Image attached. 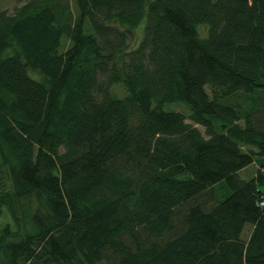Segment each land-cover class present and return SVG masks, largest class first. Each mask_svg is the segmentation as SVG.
I'll list each match as a JSON object with an SVG mask.
<instances>
[{
  "label": "trees",
  "instance_id": "1",
  "mask_svg": "<svg viewBox=\"0 0 264 264\" xmlns=\"http://www.w3.org/2000/svg\"><path fill=\"white\" fill-rule=\"evenodd\" d=\"M1 165L0 264H264V0L0 10Z\"/></svg>",
  "mask_w": 264,
  "mask_h": 264
},
{
  "label": "rangeland",
  "instance_id": "2",
  "mask_svg": "<svg viewBox=\"0 0 264 264\" xmlns=\"http://www.w3.org/2000/svg\"><path fill=\"white\" fill-rule=\"evenodd\" d=\"M24 0H0V10H7L8 13L12 12L14 10V7L17 5H20L21 3H23ZM144 19H142L141 21H139L138 25L136 26V28L133 30L132 37H131V41L129 43L132 44L134 42H136V40L139 38L140 36V31L142 30V25ZM138 41V40H137ZM66 46V41H63L62 45L60 46V48ZM112 87V91L116 94V96H121L124 93V87H121V84H113L111 85ZM162 109H169V110H179L183 115L186 116L187 112H188V107L187 104H183L182 102L179 101H175V103H168L165 102L164 104H162ZM188 121V119H187ZM198 128L201 130V132L203 131V129L201 128V126H198ZM256 169L254 164H251L249 166H247L246 168H242L240 169V171H238L237 175L241 178H248L251 175V172H254V170ZM6 169L5 166L1 165L0 166V184L2 183H6L8 182V176L6 175ZM4 219L8 218L7 214L3 216ZM245 229L243 230V234L241 235L243 238L245 235H248V231H249V227L247 225H245Z\"/></svg>",
  "mask_w": 264,
  "mask_h": 264
}]
</instances>
